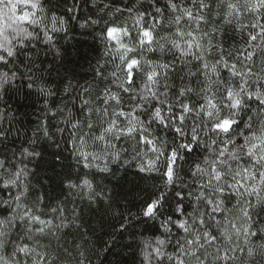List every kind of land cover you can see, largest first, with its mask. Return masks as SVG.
<instances>
[{
    "label": "trees",
    "instance_id": "16d2710c",
    "mask_svg": "<svg viewBox=\"0 0 264 264\" xmlns=\"http://www.w3.org/2000/svg\"><path fill=\"white\" fill-rule=\"evenodd\" d=\"M0 264H264V0H0Z\"/></svg>",
    "mask_w": 264,
    "mask_h": 264
},
{
    "label": "rangeland",
    "instance_id": "374dc122",
    "mask_svg": "<svg viewBox=\"0 0 264 264\" xmlns=\"http://www.w3.org/2000/svg\"><path fill=\"white\" fill-rule=\"evenodd\" d=\"M226 125H227L226 123H223V125H222L223 129L225 128Z\"/></svg>",
    "mask_w": 264,
    "mask_h": 264
}]
</instances>
